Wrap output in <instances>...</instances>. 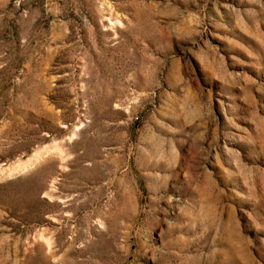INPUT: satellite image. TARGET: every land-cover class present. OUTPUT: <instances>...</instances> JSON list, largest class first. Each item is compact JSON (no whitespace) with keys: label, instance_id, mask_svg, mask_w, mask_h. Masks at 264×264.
Listing matches in <instances>:
<instances>
[{"label":"rangeland","instance_id":"rangeland-1","mask_svg":"<svg viewBox=\"0 0 264 264\" xmlns=\"http://www.w3.org/2000/svg\"><path fill=\"white\" fill-rule=\"evenodd\" d=\"M0 264H264V0H0Z\"/></svg>","mask_w":264,"mask_h":264},{"label":"bare ground","instance_id":"bare-ground-1","mask_svg":"<svg viewBox=\"0 0 264 264\" xmlns=\"http://www.w3.org/2000/svg\"><path fill=\"white\" fill-rule=\"evenodd\" d=\"M39 160H40V156H34L33 161H32L31 163H27V164H25L24 167H28L29 165L31 166V164H35V163L39 162ZM22 167H23V166H22ZM20 169H21L20 166H16L13 170H14V171H18V170H20Z\"/></svg>","mask_w":264,"mask_h":264}]
</instances>
